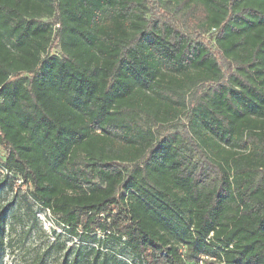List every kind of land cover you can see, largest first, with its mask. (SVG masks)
Segmentation results:
<instances>
[{
    "label": "trees",
    "instance_id": "trees-1",
    "mask_svg": "<svg viewBox=\"0 0 264 264\" xmlns=\"http://www.w3.org/2000/svg\"><path fill=\"white\" fill-rule=\"evenodd\" d=\"M156 3L0 0V191L94 244L50 264H264V0Z\"/></svg>",
    "mask_w": 264,
    "mask_h": 264
},
{
    "label": "rangeland",
    "instance_id": "rangeland-1",
    "mask_svg": "<svg viewBox=\"0 0 264 264\" xmlns=\"http://www.w3.org/2000/svg\"><path fill=\"white\" fill-rule=\"evenodd\" d=\"M148 7L159 10L156 0H148ZM208 43L210 49L217 52L215 47ZM176 123L180 128L184 123L183 118ZM2 154L0 148V158ZM5 174L0 167V181ZM25 194V188L10 178L0 191V206L9 204L3 264H33L40 257L50 264L60 259L64 252L94 246L91 241L85 243L80 237L67 235L49 213L44 212L30 198L25 199ZM56 245H61L62 249L57 250Z\"/></svg>",
    "mask_w": 264,
    "mask_h": 264
},
{
    "label": "built area",
    "instance_id": "built-area-1",
    "mask_svg": "<svg viewBox=\"0 0 264 264\" xmlns=\"http://www.w3.org/2000/svg\"><path fill=\"white\" fill-rule=\"evenodd\" d=\"M199 264H202V263H199Z\"/></svg>",
    "mask_w": 264,
    "mask_h": 264
}]
</instances>
